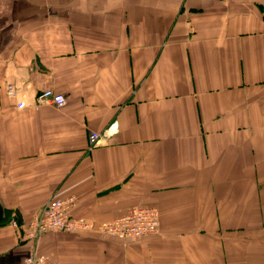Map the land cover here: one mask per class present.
Listing matches in <instances>:
<instances>
[{
	"label": "crops",
	"instance_id": "obj_1",
	"mask_svg": "<svg viewBox=\"0 0 264 264\" xmlns=\"http://www.w3.org/2000/svg\"><path fill=\"white\" fill-rule=\"evenodd\" d=\"M54 197L158 233L27 241ZM0 206V264H264V0H0Z\"/></svg>",
	"mask_w": 264,
	"mask_h": 264
},
{
	"label": "built area",
	"instance_id": "obj_2",
	"mask_svg": "<svg viewBox=\"0 0 264 264\" xmlns=\"http://www.w3.org/2000/svg\"><path fill=\"white\" fill-rule=\"evenodd\" d=\"M7 93L10 96L15 95V89L12 86L7 87ZM35 109L42 104L62 109L66 105V99L63 95L53 91H43L36 96ZM24 103L17 104L18 109H23ZM116 122L111 123L101 134L92 133L90 143L96 146L99 141L108 139L117 133ZM91 146V147H92ZM75 199L50 198L42 207L35 219L32 220L28 230L23 233V237L30 242H37L46 233H77L96 231L102 236L115 238L119 240H142L143 238L158 233L159 215L156 209L148 207H134L124 216L110 222H105L94 227L92 224L72 218L71 210L74 207ZM16 227V223H12ZM24 264H58L50 262L45 257L31 253L24 260Z\"/></svg>",
	"mask_w": 264,
	"mask_h": 264
},
{
	"label": "water",
	"instance_id": "obj_3",
	"mask_svg": "<svg viewBox=\"0 0 264 264\" xmlns=\"http://www.w3.org/2000/svg\"><path fill=\"white\" fill-rule=\"evenodd\" d=\"M2 220H3V209L0 206V222H2Z\"/></svg>",
	"mask_w": 264,
	"mask_h": 264
}]
</instances>
